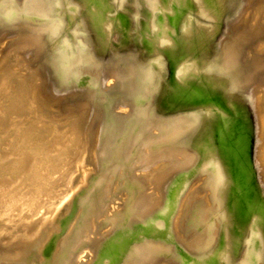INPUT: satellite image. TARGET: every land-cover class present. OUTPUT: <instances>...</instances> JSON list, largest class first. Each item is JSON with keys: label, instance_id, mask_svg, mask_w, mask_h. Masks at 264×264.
I'll use <instances>...</instances> for the list:
<instances>
[{"label": "bare ground", "instance_id": "1", "mask_svg": "<svg viewBox=\"0 0 264 264\" xmlns=\"http://www.w3.org/2000/svg\"><path fill=\"white\" fill-rule=\"evenodd\" d=\"M116 2L0 0V264H264V0Z\"/></svg>", "mask_w": 264, "mask_h": 264}, {"label": "rangeland", "instance_id": "2", "mask_svg": "<svg viewBox=\"0 0 264 264\" xmlns=\"http://www.w3.org/2000/svg\"><path fill=\"white\" fill-rule=\"evenodd\" d=\"M111 2L113 4V7L111 9V12H115L119 8V6H118L116 0H111ZM129 14H130L131 18L134 20L135 18L133 17V12H129ZM230 17L231 16L228 13L225 14L224 17H223V19H222V21H221V23H220V26H219L218 30L216 31L215 40L217 41L218 44H222L223 41H224V39L227 37V34L230 32ZM198 18H199V20L203 24L204 23L205 24H210L211 23V20H210V18H209L208 15L207 16H201V15H199ZM0 34H1L0 35V39L4 38V36L7 35V33H5V34L0 33ZM8 38L9 37H7L6 40ZM113 44H115V42L114 41H110L109 45H113ZM136 48H137V45L134 42V40H132L127 46L121 47V48H119V50H120V52L122 54H125V53H132V52L137 51ZM210 51H213L214 52V49H212ZM113 53H114V51H113V49L111 47H106L104 49V51H103V59L105 60L106 63L109 62V60H111L113 58ZM66 90L67 91H63L60 95L61 96H69L70 99H68V100L71 101L73 99V96H75V92L73 91L72 88H68ZM53 93H57V91L56 92L53 91ZM248 101H251V100L250 99L247 100V106H248V108L250 110L251 116L253 115L252 116V119L254 121V119H255V113H254V109H253V106H252L253 104H251L252 101L251 102H248ZM100 128H101L100 126H97L96 127V132H100ZM255 144H257V135L256 134L253 135V145H252V147H253L254 154H255ZM255 166H256V175H257V178H258L259 182L261 183V182H263L262 173L258 169L257 164H255ZM204 177H206V175ZM202 181L203 180H200L199 183H201Z\"/></svg>", "mask_w": 264, "mask_h": 264}]
</instances>
